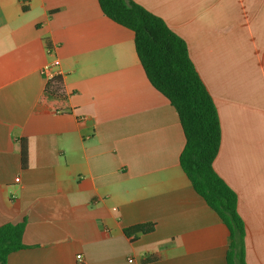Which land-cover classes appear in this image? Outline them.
<instances>
[{
  "label": "crops",
  "instance_id": "crops-1",
  "mask_svg": "<svg viewBox=\"0 0 264 264\" xmlns=\"http://www.w3.org/2000/svg\"><path fill=\"white\" fill-rule=\"evenodd\" d=\"M130 1L185 42L246 264H264V0ZM133 39L98 0H0V226L23 223L26 246L6 264H226L229 231L182 171L178 116ZM55 59L50 94L40 69Z\"/></svg>",
  "mask_w": 264,
  "mask_h": 264
},
{
  "label": "trees",
  "instance_id": "trees-1",
  "mask_svg": "<svg viewBox=\"0 0 264 264\" xmlns=\"http://www.w3.org/2000/svg\"><path fill=\"white\" fill-rule=\"evenodd\" d=\"M98 4L108 19L132 31L136 55L149 83L176 111L185 138L179 165L195 193L229 231L226 264H246L245 225L237 211V195L213 168L221 140L218 114L185 42L159 17L130 0H98ZM48 92L56 94L58 88L52 86ZM21 159L23 163L24 147ZM23 229V223L0 226V264L26 248ZM153 231V224L137 225L124 234L134 239Z\"/></svg>",
  "mask_w": 264,
  "mask_h": 264
},
{
  "label": "built area",
  "instance_id": "built-area-1",
  "mask_svg": "<svg viewBox=\"0 0 264 264\" xmlns=\"http://www.w3.org/2000/svg\"><path fill=\"white\" fill-rule=\"evenodd\" d=\"M51 49L47 50V53H50ZM59 62L54 60L52 63L44 64L40 69V74L45 78L46 88L54 86L56 79L59 77L60 72L58 71ZM15 182H18V178L15 179ZM78 261H81V258L78 257ZM131 262V260H129Z\"/></svg>",
  "mask_w": 264,
  "mask_h": 264
}]
</instances>
